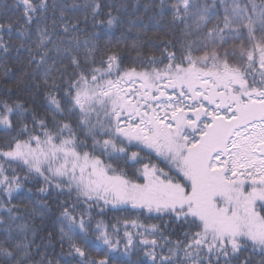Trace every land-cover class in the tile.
<instances>
[{
	"label": "snow or ice",
	"instance_id": "obj_1",
	"mask_svg": "<svg viewBox=\"0 0 264 264\" xmlns=\"http://www.w3.org/2000/svg\"><path fill=\"white\" fill-rule=\"evenodd\" d=\"M158 7L171 13L170 38H149L139 67L96 31L80 38L119 22L123 4L16 0L20 15L0 21V264H60L41 252L56 235L65 264H109L87 251L90 235L120 243L103 221L92 229L91 211L109 206L167 217L123 221L144 228L125 230V252L142 250L147 264H264V5ZM25 191L38 199L13 203ZM50 212L58 233L40 236L34 221Z\"/></svg>",
	"mask_w": 264,
	"mask_h": 264
},
{
	"label": "trees",
	"instance_id": "obj_2",
	"mask_svg": "<svg viewBox=\"0 0 264 264\" xmlns=\"http://www.w3.org/2000/svg\"><path fill=\"white\" fill-rule=\"evenodd\" d=\"M68 2H71V0H68ZM79 4H84L86 0H76ZM100 3L105 4H116L120 5L123 4L126 6L125 9H121L119 12H117L115 9H112V14L114 16H118L119 22L115 23L110 29L108 28H96L92 29L91 25L89 26V32L88 33H82L80 34V38L83 41L84 39L89 38V34L92 31H96L99 33V39L97 43L100 47H104L105 44H108L112 47L118 48L121 53L127 57L124 63V67L128 66H136L139 67L138 64H133V61L137 57V51L142 52L144 55L150 54V47L147 45L146 41L149 38H152V40L155 43H159L158 38H164L168 37L170 38V34L172 31V24L171 22V13L166 8L164 10L163 15L161 16L160 8L158 7L160 0H98ZM168 3L174 2V0H167ZM239 3L247 4L249 9H251V5L254 3L257 5V8H259L261 5H264V0H238ZM15 3L16 0H0V21H3L7 17H11L12 19H16L20 12L15 10ZM49 3H51V0H49ZM226 3L230 6L232 3V0H226ZM145 5H150L148 9H145ZM5 6H10L7 8V11H3ZM219 13L221 16H223V8L219 7ZM106 12L107 9H105V15H102V19H106ZM251 14V12H249ZM76 15L83 17V12L79 11L76 13ZM131 21H134L135 23H130ZM23 22L21 21L19 25L14 26L13 34H12V40L13 42H19V35L17 32V27H23ZM33 32L35 30V26H32ZM8 37L5 36V39ZM134 43H139L142 45L139 49L134 47ZM83 48L81 49V52L83 53ZM154 51V49H152ZM15 55V53H10L8 58L9 66H13V59L12 57ZM135 150V149H131ZM106 159V158H105ZM123 166V165H121ZM163 166V165H161ZM39 187V185L36 184H28L26 185L27 188H31L33 192H35L36 188ZM30 199H38V197H30L27 191H25L24 196L19 197L17 200L13 201V203H19L20 200H23L25 204L29 203ZM61 200L67 199V197H61ZM49 203H52L50 200ZM24 205L21 204V207ZM81 209H77V216L79 215V212ZM100 213L99 209L92 210L91 215V224L92 229L95 228V224L103 221V224L105 226V229L109 232L110 238L113 240L120 241L117 247L109 249L106 245L103 244L102 241H95L94 235H90V240H92V244L87 246V251L89 252L90 256L96 259H101L105 255L108 256L109 264H137L138 261L141 262V264H147V257L144 256V252L142 250L133 249L130 248L128 252H125V243L126 238L124 236L125 230L136 234V233H143L144 228H137L133 227L131 225L126 226L124 225L123 221L125 219L128 220H137V222L144 227L150 228L151 225H161V224H167L168 220L167 217L164 218V221H161L159 219L150 218L147 215H140L136 211H133L131 209L127 211H122L118 209H112L110 206L104 209V212L102 214ZM58 215V213H56ZM53 213H49L47 216L41 220L39 217H37L34 221V224L39 229H44L43 231H40V236H47V232L49 231H55V233H58L59 224L53 225ZM87 219V217H86ZM120 221L119 224H117V221ZM25 221H17V223H24ZM28 223H33L32 220H28ZM113 224H117V228L119 230V234L115 235L112 233L111 226ZM175 228V225H172L168 228V231H172V229ZM167 234V232L165 233ZM95 235H98V233H95ZM143 236H137L134 235V243H138L140 239H143ZM148 239H152L153 237L148 236ZM177 238V235H173L171 239L175 240ZM59 239L58 235H56V239L52 241L50 245L41 246V252L49 259H60V264H65V261L69 260L70 257H68L67 251H68V245L67 243L64 244L63 251L65 253L64 256H60L61 253V247L56 242ZM37 243H40L39 238H37ZM159 251V249H158ZM164 254H167V250H164ZM182 255V254H181ZM262 257L259 254H256L254 257V260L258 262ZM36 259H39V256L36 257ZM74 264V262H73Z\"/></svg>",
	"mask_w": 264,
	"mask_h": 264
}]
</instances>
